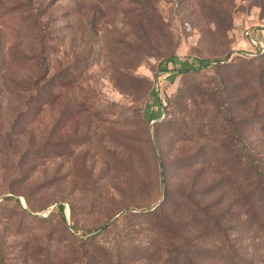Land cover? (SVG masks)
I'll use <instances>...</instances> for the list:
<instances>
[{
  "label": "rangeland",
  "instance_id": "374dc122",
  "mask_svg": "<svg viewBox=\"0 0 264 264\" xmlns=\"http://www.w3.org/2000/svg\"><path fill=\"white\" fill-rule=\"evenodd\" d=\"M151 2L0 0V264H264V0Z\"/></svg>",
  "mask_w": 264,
  "mask_h": 264
},
{
  "label": "trees",
  "instance_id": "16d2710c",
  "mask_svg": "<svg viewBox=\"0 0 264 264\" xmlns=\"http://www.w3.org/2000/svg\"><path fill=\"white\" fill-rule=\"evenodd\" d=\"M141 1V3H142V8L144 9L143 11V15H142V18H144V22L145 23H147V24H152L153 23V20H154V18H156L157 20H158V23L160 22V26L163 28V21H162V18L157 14V12L156 11H154V9H153V3L151 2V0H139V2ZM156 3L157 2H159L160 0H154ZM211 7H210V9H212V11H214V12H217V9H216V7L215 6H217L215 3H217V0H211ZM217 15V14H216ZM35 25H37L38 24V22H35L34 23ZM39 25V24H38ZM173 58V56L172 57H170V58H168V59H172ZM189 60H191V59H189ZM193 61L192 62H196L198 65H204V66H202V67H200V68H198V69H194V70H191V69H184V70H179V72H175L176 74H190V73H192V72H197V71H199V70H202V69H204V68H206V67H208L209 65H210V63L209 62H204V61H202V60H197V59H192ZM206 64V65H205ZM255 172H256V174H258V175H262L261 174V172H260V170H259V168L258 167H256V170H255ZM161 175H162V182H163V184H165L166 183V180L164 179V172L162 173L161 172ZM261 185H259V187H261L263 184H264V181H261V180H259L258 181ZM166 189V188H165ZM62 211H63V209H62V207H60V213L62 214Z\"/></svg>",
  "mask_w": 264,
  "mask_h": 264
},
{
  "label": "built area",
  "instance_id": "2783aa9c",
  "mask_svg": "<svg viewBox=\"0 0 264 264\" xmlns=\"http://www.w3.org/2000/svg\"><path fill=\"white\" fill-rule=\"evenodd\" d=\"M242 38H244L246 41V43H244V46H255L256 48H263L264 47V36H260V34H258L257 38H254L252 36V33L250 30H245L242 32Z\"/></svg>",
  "mask_w": 264,
  "mask_h": 264
}]
</instances>
